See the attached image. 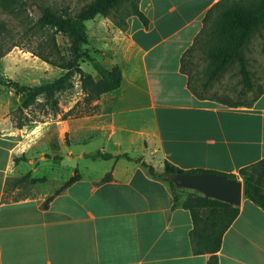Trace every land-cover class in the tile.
I'll return each instance as SVG.
<instances>
[{"label":"crops","instance_id":"0c3cea01","mask_svg":"<svg viewBox=\"0 0 264 264\" xmlns=\"http://www.w3.org/2000/svg\"><path fill=\"white\" fill-rule=\"evenodd\" d=\"M220 1L139 0L148 25L131 16L125 31L96 16L85 23V48L104 68L121 70L119 89L80 118L16 128L0 115V264H207L210 255L192 252L190 214L174 206L167 183L125 158L89 156L128 155L159 173L167 162L236 180L264 160V93L230 107L196 91L181 69ZM81 69L97 77L89 63ZM50 182L53 191H42ZM237 206L217 264H264V211L244 198Z\"/></svg>","mask_w":264,"mask_h":264},{"label":"trees","instance_id":"16d2710c","mask_svg":"<svg viewBox=\"0 0 264 264\" xmlns=\"http://www.w3.org/2000/svg\"><path fill=\"white\" fill-rule=\"evenodd\" d=\"M138 4L139 0H90L75 13H72L69 7L55 11L49 6H38L40 16L32 29L41 34L49 32L53 36L51 35L49 42H41L37 52L31 53L47 65L62 71V74L52 82L36 86L23 85L5 76H0V86L12 89L21 98L18 111L21 113L32 106H39L44 116H55L59 111L57 94L71 91L74 88V80L77 78L83 94L81 102L83 110H78L79 102H76L71 109L62 114L61 119L80 118L92 114L95 110L92 103L103 94L117 91L122 81V74L118 67L110 70L104 68L90 55L89 50L85 48L88 45L85 23L99 15L108 18L116 28L125 31L126 20L135 16L144 27H147L148 20L139 10ZM203 24L192 46L184 52L180 59L182 71L186 70L187 59L193 55V52L201 50L209 61L207 79L201 85L205 91L229 67L237 64L243 89L253 93L252 101L246 104L215 99L230 107L250 105L264 93V87L259 86L254 91V83L247 68L243 49L251 36L264 27V0H253L246 5L232 4L230 6L223 5V0H221L207 12ZM55 35L65 38L67 43L65 49H62L56 42ZM2 41L4 40L0 39V59L11 49L18 47L17 44L6 46L2 44ZM81 63H89L96 71L97 77L94 78L85 73L81 69ZM39 99H42V102H39ZM26 125L28 124L18 122L14 127L22 128ZM121 157L140 164L151 178L163 180L168 184L174 206L181 207L190 214L192 229L189 237L193 254L210 255L207 264H217V253L221 247L222 237L238 215V206L199 194H189L181 199L168 177L176 174L209 173L234 180L235 176L213 171H182L167 162L164 163L163 171L159 173L141 159H134L128 155L112 156L95 153L89 156L93 160ZM19 159L23 160L25 157L14 158V162ZM240 174L243 198L250 200L264 211V160L241 170ZM78 179V175L75 174L55 191L54 196ZM54 196L45 200L43 208L47 207Z\"/></svg>","mask_w":264,"mask_h":264},{"label":"rangeland","instance_id":"374dc122","mask_svg":"<svg viewBox=\"0 0 264 264\" xmlns=\"http://www.w3.org/2000/svg\"><path fill=\"white\" fill-rule=\"evenodd\" d=\"M89 1L0 0V39L4 40L2 44L6 46L11 44L18 45V47H14L0 59V76H5L6 78L28 86L41 85L57 79L62 74V71L47 65L31 53L38 51L41 42H49L52 35L49 32H45L44 34L37 33L32 29L40 16L38 6H49L55 11L69 7L71 12L75 13ZM251 1L253 0H223V5H246ZM54 38L62 49L67 47L65 38L59 35H55ZM243 54L254 83V91L259 86L264 87V27L258 33L251 36L243 49ZM187 62L186 71L192 81V85L196 91L203 93L204 96L246 104L252 101L253 93L246 92L243 89L237 64L229 67L217 81L212 82L208 89L203 91L201 85L207 79L206 72L209 67V61L206 55L201 50L195 51L187 59ZM56 98L59 111L55 116H44L39 106H32L29 110L20 113L18 107L20 106L21 98L12 89L0 86V115H6L10 118L11 122L13 121V126L18 122L33 125L46 121L62 120V114L66 113L69 107H73L76 102H79L78 110H83V105L81 104L83 94L80 91L77 78L74 80V88L71 91L57 94ZM38 101L42 102V99ZM53 145L56 148L57 140L55 134L51 137V146ZM85 164L89 166L92 163L89 160L80 162V165ZM100 165V162L95 163L97 167H100ZM64 172L66 173V177H68V172ZM172 176H169L168 179L173 183L175 192L181 196V199L189 194L203 195L195 188L174 180ZM236 181L242 184V180ZM55 184L53 182L47 183L41 187L42 191H53Z\"/></svg>","mask_w":264,"mask_h":264},{"label":"water","instance_id":"95a60500","mask_svg":"<svg viewBox=\"0 0 264 264\" xmlns=\"http://www.w3.org/2000/svg\"><path fill=\"white\" fill-rule=\"evenodd\" d=\"M186 186L195 188L204 196L237 206L243 198L242 184L219 175L209 173L176 174L172 176Z\"/></svg>","mask_w":264,"mask_h":264}]
</instances>
